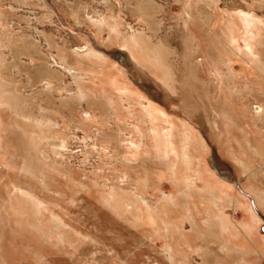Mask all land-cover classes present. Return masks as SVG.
I'll return each instance as SVG.
<instances>
[{
	"label": "rangeland",
	"instance_id": "rangeland-1",
	"mask_svg": "<svg viewBox=\"0 0 264 264\" xmlns=\"http://www.w3.org/2000/svg\"><path fill=\"white\" fill-rule=\"evenodd\" d=\"M211 1L0 0V264H264V0ZM131 32L167 33L187 95L122 47ZM83 46L103 63L73 79L57 54Z\"/></svg>",
	"mask_w": 264,
	"mask_h": 264
},
{
	"label": "bare ground",
	"instance_id": "bare-ground-1",
	"mask_svg": "<svg viewBox=\"0 0 264 264\" xmlns=\"http://www.w3.org/2000/svg\"><path fill=\"white\" fill-rule=\"evenodd\" d=\"M211 3H213V6H215L213 0L211 1ZM142 7H144V6H142ZM190 9H191V7H190ZM190 9H189V7H187V11L185 12V13H187L188 18H190V15H191ZM204 14L202 16H204ZM206 16L207 17L210 16L209 17V21H210V19H211L212 16L209 15V14L206 15ZM0 18H1V16H0ZM85 20L87 21V23L90 26H92L95 29H97V31L98 30L100 31V30H102V29L105 28L109 32H111L109 34H113L116 38L120 36L119 30L117 28V22H116L115 17H109L107 15L94 14V15L88 17ZM189 20L190 19L184 20V22H187ZM208 23L209 22H207L206 25H208ZM1 24H2V22L0 20V27H1ZM151 30H153V29H151ZM233 33L234 32H232V31L229 32V34H231L230 37H234L235 36L234 35L235 33L234 34ZM223 37H224V40L225 41L226 40L227 41L228 40L229 41L232 40L231 38H229V37H227L225 35ZM108 38H109V36H108ZM122 39H123V46L122 47L125 48L126 51H128L130 53V55L135 58V60H136V62L138 64H141L142 67H144L146 69H149V70H150V68H156L158 70L160 69L161 70V73L162 72L164 73V75H165L164 77L165 78H162V79H164L163 82L165 84H167L174 91V93L180 92V95L183 96V95H187V93L191 90L190 89L191 86L188 85V82L187 81H185L184 79L179 80L177 78V76L175 78L174 75L176 73L175 72L176 70L173 68V66L171 64H168L169 62H167V55L171 56L172 54H177L178 51H177L176 48L171 47V45L169 44L168 35H167L166 32L155 43L152 42L150 36H147L146 34H144L142 32H139V33L138 32H131L126 37L123 36ZM0 44H1V41H0ZM188 45H189V43H185L184 44V46L186 48V51H189L188 50ZM192 46H193V44H192ZM61 50H63V49H61ZM61 50H59V52L57 54V60L59 61V66L62 67L64 70L68 71L69 73L72 72V78L73 79H79V80H81L82 77L84 78L85 75H87L86 72H89V69L87 68V65L93 63V62H91V60H89L90 58H92V57L93 58H96L97 59V62H99V64L103 63V58L102 57H95L96 55L93 52V50H92L91 47L83 46V48H80L79 47L74 52H72V51H66L67 53L65 51L64 52H61ZM54 61H55V59H54ZM55 63L57 64L56 61H55ZM254 63L257 64L258 66H260V69L262 68L261 61H254ZM194 66H192V67H194ZM75 70H77V71L79 70L78 73ZM192 72L189 71L188 74L190 76H192V74H193ZM190 79L192 80V78H190ZM194 79H195V77H194ZM196 79H198V78H196ZM112 81L115 83L114 80H112ZM109 83H110V81H109ZM2 84H3V82H2ZM111 84H112V82H111ZM112 86L114 87L116 85L113 84ZM76 87H77V92H78V95L77 96L79 97L80 100H86V101L87 100H90V101H93V103H94V100L96 99L95 97H93V96L91 97V96L87 95V93L85 94V92H83L82 87H81L80 84H78ZM109 87H111V86L109 85ZM0 89H2L1 83H0ZM127 89H129V88H127ZM5 90H2V94H3V91H5ZM8 93L9 92L7 91V94ZM7 94H6V92H5V94H3V98L1 99V102L5 103L10 108L11 112H13V114L15 115V117H22V118L24 117L25 118V115H26L25 114V111L23 112L20 108H17L16 107V104H14V102H13V100L15 101L19 95L18 94H15V92H13L11 95H7ZM8 100H10V101H8ZM105 102L109 106H112V107L115 106V103H114V101L112 99L105 98ZM18 103H20V102H18ZM94 104H97V103H94ZM25 109H26V107H25ZM257 110H260L261 111L262 109L259 106L257 108ZM25 122H27V120H25ZM29 122H31V121H29ZM29 122H27V123H29ZM44 125H45L44 124V121H42V120H39L38 121L37 120L36 122H34V125H33L34 128L37 130L36 132H29L28 133L27 131L20 130L21 131L20 132V135L19 134L18 135L20 137H22V139L24 140V145L26 146L25 153L30 154L31 151H33V152H42V150L44 151L43 146H42V142H41V138L42 139H45L44 136H43L44 135V132H45L44 129H43ZM31 126H32V124H31ZM9 132L10 133L12 132L11 131V128H10ZM33 154L36 155V153H33ZM31 156H29V157H31ZM184 158H187V156H184ZM33 159H34L33 161H35L36 158H33ZM237 161L239 162V160H237ZM29 162L31 163V160ZM22 194H23V196H25L27 199H29L31 201V203L33 204V206L36 209V211L38 213H41V208L40 207L43 205V202L40 201L29 190L28 191H22ZM261 198H259V199H261ZM32 224H33L34 227H36L35 230H36L37 234H39V237L42 238V236L45 235L46 231L44 230L43 226H40V227L38 226V225H41V220L39 218H36L35 220H32ZM222 248L224 250H227V246L225 244L222 245Z\"/></svg>",
	"mask_w": 264,
	"mask_h": 264
}]
</instances>
